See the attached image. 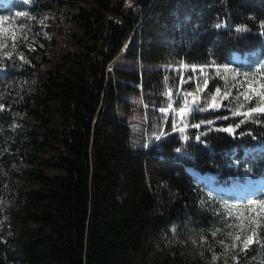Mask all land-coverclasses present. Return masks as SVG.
<instances>
[{
  "label": "trees",
  "instance_id": "16d2710c",
  "mask_svg": "<svg viewBox=\"0 0 264 264\" xmlns=\"http://www.w3.org/2000/svg\"><path fill=\"white\" fill-rule=\"evenodd\" d=\"M30 1L0 8V214L8 218L0 264H264V218L248 249L233 247L230 219L188 172L229 184L251 164L264 176V153L245 152L264 145V113L236 135L224 130L250 107L235 97L233 69L264 61V0ZM6 17L27 22L25 34L13 40ZM220 21L231 27L216 28ZM254 51L250 65L233 63L234 52ZM124 57L141 66H123ZM185 65L207 69L202 102L223 101L188 116L212 124L172 132L173 116L160 110ZM130 96L148 109L138 146L121 118L134 111Z\"/></svg>",
  "mask_w": 264,
  "mask_h": 264
},
{
  "label": "rangeland",
  "instance_id": "374dc122",
  "mask_svg": "<svg viewBox=\"0 0 264 264\" xmlns=\"http://www.w3.org/2000/svg\"><path fill=\"white\" fill-rule=\"evenodd\" d=\"M20 2L23 3L26 7L31 6V1L28 0V2H25V0H0V7H14V3ZM16 15L20 16V13L18 11H15ZM6 20H9V24L7 25V31H11V37L14 40L17 39L21 34H25L24 26L28 24L27 22L23 20H16V23H13L8 17H6ZM28 31V28H27ZM27 33V32H26ZM238 59V58H236ZM244 59V58H241ZM248 63H242L245 65H249L250 58L248 59ZM123 66H126L128 68L132 67H138L141 66L140 62H135L132 60H129L127 58H122L120 62ZM151 68L157 66L155 64H149ZM165 69H168L167 65H161ZM186 66V65H185ZM183 66L181 68V74L179 79L176 81V86L178 85V88L175 86H169V89H172V95L171 98L173 102H176L178 98L181 99L180 105H175V110L172 112L173 116V123H172V132H180L185 133L189 127H185L183 129V132L181 131L182 123L183 124H189L188 122V116L190 114L185 113V119L183 122L180 120V113L179 108L181 107H187L191 108L195 104L203 105L202 103V95L203 91L205 89V81H206V68H195L193 67L191 69V66L189 68L186 66ZM172 67V66H170ZM187 69V70H185ZM230 69V68H228ZM239 73L234 76V85L236 86V94L235 97L238 101L243 102L245 105H249L251 107H257L258 105H264V96L258 95L260 91L264 90L261 88V85L264 84V61L259 63L254 69L249 68H243V69H237ZM243 73H248V76L245 77L242 75ZM254 73H259L256 75H253ZM6 72L4 68L0 67V76H5ZM191 77V79H189ZM193 81V90L186 91L184 89V84L189 83ZM251 84L252 88H249L248 85ZM255 89V91H253ZM179 94H175V91ZM130 98L135 103L134 105V111L132 114L129 115H122L121 118L123 121H127L131 126V143L134 146H138L143 142L144 134H145V128L148 123V109H143L141 98L139 96H130ZM216 102L219 105V107L216 108H210L208 105L211 103L212 100H208L204 106H202L201 111L198 112H205L208 110H215L220 109L222 106L223 98L220 94L216 95ZM205 101V100H204ZM164 109V108H163ZM161 111V110H160ZM197 112L193 111L192 113ZM166 114H169L170 111L168 110L165 112ZM236 115L237 112L235 113ZM196 123H192L191 125H195ZM201 126V125H200ZM193 128H199L194 127ZM169 130L170 128L167 127ZM164 130L163 133H169L168 130ZM164 136V135H162ZM161 136V137H162ZM160 137V138H161ZM150 140L145 137V145H150ZM258 152L264 153V145L258 147L256 149ZM246 167L250 168L251 171L247 172L244 170L243 172V178H238L232 180L229 184L223 183L221 180L219 174L216 173H206V174H200V178L193 177L197 180L199 184L202 185L203 190L205 191L206 195L210 200H218L215 201L218 204V209H220L222 212H224L225 215L230 219V223L234 230V237L236 235L240 236V241H236L233 238V243L238 244L239 246L242 245V241L246 239L254 225H256L260 218H264V203H259V201H264V196L258 197L254 191L258 190L263 181V177H255L253 175L252 165L247 164ZM224 192H229V194H233L234 196H241L243 197V200H239L237 197H235V200L242 201V203H235V202H228V204L224 203L222 199H217V196L223 195ZM264 195V189L261 191ZM221 200V201H219ZM223 201V202H222ZM249 201H257V203H249ZM8 218L5 214H0V232L4 230V226L7 223Z\"/></svg>",
  "mask_w": 264,
  "mask_h": 264
},
{
  "label": "snow or ice",
  "instance_id": "6c2138e0",
  "mask_svg": "<svg viewBox=\"0 0 264 264\" xmlns=\"http://www.w3.org/2000/svg\"><path fill=\"white\" fill-rule=\"evenodd\" d=\"M25 2H28V0H25ZM131 3H132V0H128V4L131 5ZM20 15H21V16H24L25 13H20ZM253 18H255V17H253ZM260 25H261L260 31H261V32H264V20H261V21H260ZM226 26L229 27V28L231 27V25H225V23H224L223 21H220V22H218V23L215 25L216 28H223V27H226ZM237 31H238V32H246V31H249L248 25H247V24H240V25H237ZM5 55H6V56H10L11 53H5ZM20 58H21V59H24L23 56H21ZM215 66H216V67H223L224 69H228V68L230 67V65H227V64L222 65V66H221V65H215ZM193 67H196V65H193ZM200 67L203 68V67H205V65H201ZM233 72L236 73V74H241V73H239V71L236 70V69H233ZM256 74H259V73H254L253 75H256ZM242 75H244L245 77H247V76H248V73H243ZM189 79H191V77H189ZM205 86H207V82H206V81H205ZM248 87H249V88H252V85L249 84ZM261 88L264 89V84L261 85ZM253 91H255V89H253ZM216 92H217V93H220V88H219V87L216 88ZM223 94H224L225 96L229 95V93H228L227 91H225ZM258 95H260V96H264V90L260 91ZM208 107H210V108H216V107H219V105H218L217 102H216V98H215V97H212V101H211V103L208 105ZM201 110H203V109H202V106L199 105V104H195V105H194L193 107H191V108H187V107H181V108H179L178 111H179V113H180V120H181V122H183V120L186 118V117H185V113L191 114L193 111H197V112H198V111H201ZM161 111H163V112H167L168 109H167V108H164V109H161ZM255 112L264 113V105H258L257 107H251V106L248 107V108H247V112H246V114H243V115L245 116V118H244L243 120H241L239 123H237V124H235V125L229 124V125H227V126H224V130L227 131V132H229V133H231L232 135H236V134H237V133H236V129L239 128V127H240V124H243V123L245 122V120H254V119H255V122H256V123H261V120L256 119V118L252 115V113H255ZM238 114H241V113H238ZM225 119H227V117H225ZM202 123L212 124L213 121H211V120L198 121L195 125H191V124H183V123H182L181 131L183 132V129H184L185 127H192V126H194V127H200V125H201ZM154 135H155V138H156L157 140H159L160 137H161L162 135H166V133H156V134H154ZM239 135L243 136V135H244V132L241 131V132L239 133ZM183 139H184L185 141H187V140L189 139V137L185 134V135L183 136ZM195 139H196V140H201V137H200L199 135H197V136L195 137ZM202 142H203V143H207V139L205 138ZM145 146H147V145H145ZM176 150H177V151H180L179 148H177ZM245 171L250 172L251 169L248 168V167H246V168H245ZM249 203H257V201H249ZM259 203H264V201H259ZM173 231H175V226H173ZM212 234H213V235H216V232L214 231ZM230 235H231V234H230ZM201 239H205V240H206L207 237H203V236H202ZM234 240H236V241H240V236H239V235H236V236L234 237ZM220 243L223 244L224 241H220ZM252 243H253V238H252L251 235H249L246 239H244V240L242 241V248H241V251H243V250H245V249H248L249 245L252 244ZM238 246H239L238 244H233V247H238ZM218 255H219V254L214 253L212 258L215 260V259L218 258ZM233 259L238 261V260L240 259V257H239L238 255H235V256H233ZM224 264H228L227 260H225Z\"/></svg>",
  "mask_w": 264,
  "mask_h": 264
},
{
  "label": "built area",
  "instance_id": "2783aa9c",
  "mask_svg": "<svg viewBox=\"0 0 264 264\" xmlns=\"http://www.w3.org/2000/svg\"><path fill=\"white\" fill-rule=\"evenodd\" d=\"M253 54H255V53H253ZM236 57H238V59H236ZM247 60H248V55H246L245 59H241V58H240V55H239L238 53H234L233 61H236V62H242V61H247ZM173 109H174V106L171 105V106H170V111L173 110ZM235 112H237V114H238V113H241V111H239V110H236ZM238 115H240V114H238Z\"/></svg>",
  "mask_w": 264,
  "mask_h": 264
},
{
  "label": "bare ground",
  "instance_id": "6f19581e",
  "mask_svg": "<svg viewBox=\"0 0 264 264\" xmlns=\"http://www.w3.org/2000/svg\"><path fill=\"white\" fill-rule=\"evenodd\" d=\"M124 50H126V48L124 49ZM189 171L191 172V174L194 176V177H197V178H200V174L197 172V171H195V170H193V169H189ZM224 194H227V195H233V194H229V192H224Z\"/></svg>",
  "mask_w": 264,
  "mask_h": 264
},
{
  "label": "water",
  "instance_id": "95a60500",
  "mask_svg": "<svg viewBox=\"0 0 264 264\" xmlns=\"http://www.w3.org/2000/svg\"><path fill=\"white\" fill-rule=\"evenodd\" d=\"M189 173H191L189 170H188Z\"/></svg>",
  "mask_w": 264,
  "mask_h": 264
}]
</instances>
